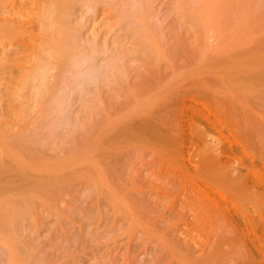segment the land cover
Wrapping results in <instances>:
<instances>
[{
	"label": "bare ground",
	"instance_id": "bare-ground-1",
	"mask_svg": "<svg viewBox=\"0 0 264 264\" xmlns=\"http://www.w3.org/2000/svg\"><path fill=\"white\" fill-rule=\"evenodd\" d=\"M4 1L0 0V40L3 41L8 38L7 35L9 36L10 33L12 35L17 29L16 27L21 25V20L17 17L16 12L18 0L16 2L12 0L13 3L15 2L14 4L7 0L13 6L11 3L2 5ZM153 1L37 0L35 2L36 8L34 6V9L39 31L31 44L30 55L26 56L29 58L27 61L25 60L22 67L20 66L18 87L13 90L11 98L8 97L10 101L7 104H10L9 109L10 107L11 109L8 110L7 117L0 120V264H48L49 259L45 254L33 255L30 260L25 259L29 250L27 240L23 237V231L29 228H31V232L36 230L39 206L45 207L47 200L60 198L61 196L58 195L65 191L70 182L78 176L85 177L91 188L96 191L100 189L98 192L101 194L103 190L101 187L106 183V174L112 165V160L125 153L124 151L131 144L129 140L136 139L135 141L139 143L138 139H140L142 140L140 141L141 145H145L148 141L150 145L161 142L159 144L168 147L167 149L181 141V137L177 139L170 134V124L168 123L166 126V123L164 124V121L160 120L162 118L160 110L175 99L187 95L188 91L199 93V88L196 87L197 90H193L195 89L193 84L200 86L201 82H208L207 87L212 86L213 88L210 83L214 79L212 83L215 81L214 87L216 88L213 90L217 89L216 92L219 90L220 94L226 93L224 96L221 94V98L217 94V97L222 102H224L222 98L226 95L228 97V101H226L227 98L225 99V103L228 102L225 108L228 107L227 104L231 103L232 106L234 105L232 103L237 101L236 105L243 104L245 111L248 107L247 117H251V114L248 115L251 113L248 106L250 102L247 100L244 101L245 103L240 102L239 99H236V94L242 98L239 93L242 92L244 98L259 99L264 102V0H169L172 2L170 4L173 8L172 12L175 13L177 10L174 19L185 30L190 28L188 38L190 36L189 40L191 39L189 41L186 38L187 35L186 37L183 35L187 40L183 41V39V42H180L173 36L177 41L172 42L174 40L172 38L170 43L163 35V25L157 17ZM100 4L105 6L106 10L108 7L120 28L126 29L125 35L131 39V43L128 39V44L125 43L126 41L121 44L118 43L119 40H114L117 43L115 42V46L112 43L114 48H111L106 44L107 39H104L102 43L97 38L96 32L88 31L90 27L85 20L87 13L97 14L96 11ZM77 6L84 7V10L77 13ZM104 10L101 12L106 11ZM94 16L96 15L94 14ZM96 17L95 19H97ZM179 35L182 36V34ZM179 35L177 36L179 37ZM126 36L124 37L126 38ZM10 40L12 39L4 41L6 42L4 46L3 41H0V46H2L0 48V80L4 79L2 78L4 73L7 71L10 73V70L14 69H11L10 66L13 64H10V61L13 60L9 59V61L7 57L11 49L17 51L14 48L18 45L14 44L15 41ZM181 56H185L186 59L183 64H177V60ZM197 56L199 62L195 60ZM194 60L198 64L191 65L189 61ZM130 61L136 62V68L130 65L131 63L129 64ZM162 61L169 65L171 72L163 71L161 73ZM186 62L187 64H184ZM131 72L134 74L131 75ZM209 72L214 74L213 77L211 76L212 80L210 75L205 78V73ZM100 79L103 80V84L109 83L110 89L116 91L115 96V92L110 90L114 93V96L110 97L111 99L115 97L116 101V97L117 100L118 97H122L121 104L115 105L113 108L111 105L107 108L97 107L95 110L93 106H100L101 102L97 103L98 105L93 102L89 106L84 105V116L78 112L74 113V102L82 95L89 93L91 91L90 84H97ZM192 85L194 88H191ZM189 86L190 90L187 88ZM96 88L97 91H93V93L95 92L93 96L100 100L99 89L103 90V88L99 86ZM202 90L200 89V92ZM2 91L0 88V99ZM227 93L235 95L234 98H236L230 96L232 98L230 100ZM111 99L107 101L110 103ZM102 101L105 100L102 99ZM115 101L114 103H116ZM111 102L113 103V100ZM230 105L227 109L233 110ZM254 105L256 112L260 107L255 102ZM230 109L225 111L221 109L222 113L224 112L222 116L228 122H234L232 121L234 116V118L232 116L229 118L230 113L233 115ZM99 112L101 114L97 116ZM235 112L234 115H236ZM261 112L264 111L261 109L259 114H262ZM241 113L245 116L244 111ZM258 115H255L256 120L262 119V116L264 118V114L260 115L261 117ZM247 117L245 116L244 119ZM240 118L239 121H243V117ZM249 119L251 118L241 122L243 127L246 121L250 123L254 118ZM255 119L254 122L252 121L254 125L258 123ZM262 121L264 120L262 119L258 123L259 125L257 124L259 127L264 123ZM252 123L249 126L246 123V128L243 129L247 130V126L252 127ZM241 124H239V128ZM34 125H38L35 126V131L28 132ZM258 126H253L252 129L255 130ZM43 127L45 130L42 131ZM65 127L67 134L63 135L62 128ZM252 129L245 132L241 127L239 133L242 132L238 135H243L242 133L245 132L243 138H247V133L248 137L250 132L254 133ZM56 137H59L60 143L53 142ZM238 137L240 138V136ZM127 141L130 143L128 146ZM143 141L144 144H142ZM131 142L133 141L131 140ZM151 142L153 143L151 144ZM155 145L158 144L155 143ZM51 147L56 152H49ZM212 151L204 158L202 167L207 169L208 175L213 181L221 185L228 193H232V196H222V198L228 206L237 203L239 213L243 214L241 216L245 221L241 222L240 216L234 218V215H229L228 226L235 234L241 235V237L240 235L236 237L244 239L242 241L252 240L250 232L255 227L253 222L258 221L259 218L254 220L255 214L253 216L249 213L253 209L250 210L249 207H252L254 203H251L253 205L249 207L246 206L247 201L251 200L250 196L249 200H245L248 199L246 198L248 195H245L248 194L245 192L249 189L248 184L246 180H240L239 176H231L228 171L226 172V168L219 166L217 160L220 158H217ZM242 189L245 192L243 194ZM106 190L104 189L102 192L106 193ZM236 191H239L237 195ZM240 192L243 196H240ZM111 194L113 196H93L95 212L101 215H98L96 220L98 217H102L103 219L99 218V220L103 221L105 214L110 213L114 218H117L118 222L119 219H127L129 212L134 220L141 218L144 209L134 201L133 196L118 194L115 196L112 191L109 195ZM237 200H241L242 203L239 201L238 203ZM242 204H245L246 207H244L250 211L244 210L245 208L241 207ZM247 205H250V202ZM232 207L238 212L235 206ZM209 208L211 207L198 204L196 208L188 210L187 213V210L184 212L188 219H192L195 225H199L202 222L204 211H208ZM118 211L124 213H118ZM252 212L254 213V211ZM259 216L261 220L264 219V212L259 213ZM250 218H253V222ZM248 220L250 221L248 222ZM124 223H128V220ZM145 229L147 230V228ZM167 234L162 236L167 244L162 242L161 236H159L161 241L157 239L159 244L160 242L163 244L160 246L166 245L165 247H167L169 243ZM221 235L220 232V238L215 236V238L218 237L216 240L214 239L215 242H212V238H210L207 246L201 245L200 247L203 250L199 257L205 256L203 259L207 258V260L210 258L211 261L208 260V262L210 261L208 264H213V260L215 261L217 258H214L216 252L213 254L214 256L211 253L221 247L219 242L224 240L221 239ZM187 247H189L188 244ZM181 248H185V245L183 247L181 245ZM172 251L174 250L172 249ZM194 253L196 250H192V254ZM181 257L183 256L181 255ZM199 257L197 258L199 259ZM201 257L200 262L203 261ZM176 259L179 261V256ZM207 260L203 261L204 264H207ZM181 263L184 264V262ZM185 263L187 264V262ZM254 263L252 261L250 263L235 261L234 264Z\"/></svg>",
	"mask_w": 264,
	"mask_h": 264
},
{
	"label": "rangeland",
	"instance_id": "rangeland-1",
	"mask_svg": "<svg viewBox=\"0 0 264 264\" xmlns=\"http://www.w3.org/2000/svg\"><path fill=\"white\" fill-rule=\"evenodd\" d=\"M10 1L13 3L12 0ZM10 1L5 0L2 5H8V3H11ZM14 1L16 2L17 0ZM36 1H17L18 6L15 4L16 12L17 17L22 22H20L22 26L19 24L20 27H16L17 29H15V32L13 31L14 33L12 35L8 33V38L3 36L7 38L6 40L9 38L12 39L15 41L14 44L17 43L18 46L15 45L16 48H14L17 51H12L11 49L8 53L9 56H6L8 60H13H9L11 62L10 64L13 63L12 65L14 67L10 65L11 69L14 68L13 71L10 70V73L9 71L4 73L2 75L4 79L0 80V88L3 90L0 99V120L6 118L8 115L7 112L11 109V107L9 109L10 104H7L10 101L8 97L11 98L14 92L13 90L18 87V72L29 58L26 56L31 52V44L34 42V39H36L35 36L39 31L34 9V6L36 8ZM171 3L172 2L169 0L153 1L157 17L163 25V35L169 43L173 39L172 42H176L177 40L180 42L186 41L187 39H185L184 36L186 37L187 35L186 38H188V30H190V28L185 30V28L174 19L177 10H175V13L174 11L172 12L173 8L170 5ZM98 6L99 9L96 11L97 14L94 13L97 17L94 16L92 12L87 13L85 20L90 27L88 31L92 30V32H96L95 34L98 35L97 38L100 39L102 43L104 39H107V41L105 40L106 44L111 48H114L115 42L117 43V41L114 42V40H119L118 43H123L125 41L126 44L129 42L131 43V39L125 35L126 29L120 28L118 23H116V18L112 16L108 7L107 11L106 7L102 4ZM82 9L84 10V7L77 6V13L81 12ZM101 10L105 12H101ZM109 13L111 16H109ZM95 17L97 19H95ZM179 34H182V36ZM177 35H179V37ZM124 36H126V38ZM173 36L177 38L176 41V38H173ZM127 39L129 42H127ZM4 41L2 42L3 46L7 42ZM1 47L2 46H0V48ZM200 48L197 49L200 50ZM195 58V60H197L198 56ZM185 59V56H181L178 58L177 64H183ZM195 60L189 61L191 65L198 64V60ZM129 64L136 68L135 61H130ZM161 64V73H163V71L165 73L166 71L171 72L169 65L164 63V61H162ZM184 64H187V62ZM139 68L141 69L140 66ZM51 71L54 72V70ZM133 72H131V75L137 71ZM205 75L206 77H204L207 78L209 75L213 77L214 74L209 72L205 73ZM202 81H204V79ZM212 81L210 85L212 84L213 88L212 86L207 87L209 85L208 82H201L200 86L198 84L199 87L197 84H193L195 87L193 90L199 88V93L188 91L189 93L187 95L185 94L184 97L175 99L172 103L168 104V106L164 107V109H161L162 111L160 110V117L162 118L159 119L162 120V122L164 121L166 126H168V123L170 124V134L177 139L181 137V141L172 146L173 148L170 147L167 149L168 147L166 148L163 144H159L161 142L158 143L155 141L154 142L158 145H155L153 142H151V144H153L150 145L149 141L148 143L146 142L147 144L141 145L140 141L142 140L138 139V143L135 141L136 139H131L133 142L129 140L130 144L127 141L126 144L127 146L130 144V147H127V150L124 151L125 153L118 155L116 159L112 160V165H110L106 174V183L103 184L104 188H102V185L101 190L107 189L109 193L112 191L115 196H117V194L120 196H133L134 201L140 204L144 209V213L140 219L134 220L131 212H129L127 219H119L117 222V218H114V216L108 213L105 214V217L103 216L105 218V220H103L104 222L101 221L103 219L102 217H98V220L99 218L101 219L99 220L100 223L102 222L100 225L96 218L98 215H101L95 212V200H92L93 196H113V194L109 195L107 190V194L104 193L105 191L102 192L103 190L100 194V192H98L100 189L98 191L94 190L85 177L78 176L70 182V185L65 191H63L64 189L62 190L63 192L58 195L61 196L60 198L56 200L52 199L51 201L47 200L45 207L39 206L40 210L36 223V230L31 232L32 230L29 228L23 231V237L27 240L26 243L29 250V254H27L25 259L30 260L33 255L45 254L49 259L47 262L48 264H182L181 262H184V264H186L185 262H187V264H204L203 261L207 260V258L203 259L205 256L203 258L200 256L203 260L202 262L199 260V254H201L200 252L203 250L200 248L201 245L207 246L210 238H212V242H215L218 238H215V236H219L221 232L225 238H222L221 235V239H224L220 240L223 242H219V246L221 247H219L218 250L216 249L217 251L215 250L211 253L212 256H214L213 254L216 252L214 258L217 257L215 261L213 260V264H231L232 262V264H234L235 261H243L246 263L252 261L255 262L254 264H264V219H262V221L259 216V213L264 212V123H262L263 125L261 124L260 127L258 126V123H260L262 119L264 120V118L262 116V119L259 118L260 120L257 117L258 120L255 119V115L259 114V110L262 109L264 111V102L259 99L244 98V93L239 92L243 100L237 94V98H235L239 99L240 102H244L245 100L250 102L248 106L251 113L248 115L251 114V117H247L246 115L248 113V107L245 111L243 104L240 105L241 103H238L239 106L237 107V101L234 102L233 100L234 103L232 104L236 106H231V103L229 104L230 107L233 108V110L229 108L232 110L230 112H232L233 115H231V113L230 115L227 113V115H229V118L230 116H234L236 120H234L235 118L233 117L234 119H232V121L234 122H228L227 119L222 116V114H224L222 110H229L227 109L229 107L228 104V107L225 108L226 103H228H225V99L227 98L226 101H228V97H226V95L222 98L224 99V102H222L219 98H221V94L224 96L226 93L220 94L219 90L218 92H216L217 89L216 91L213 90L216 87H214L215 81L213 83ZM216 82H218V80H216ZM193 85L191 88H194ZM96 86L103 88V90H100L101 88L99 89L101 92L100 100L93 96L97 91ZM109 86H111L109 83L103 84L102 79H100L97 84L91 83V91L82 95L80 99L74 102L73 112L81 113V115L84 116V105L89 106L93 104V102L96 105L101 102L99 103L100 106H93L95 110L97 107L107 108L111 105L113 108L115 105H120L122 97H118L119 101L117 97L116 101L114 100L115 97L111 99L114 96L112 92H115V96L117 93L115 90H111ZM205 87L208 89H204ZM108 88L109 90H106ZM187 88L190 90V86ZM200 89H203L202 92H200ZM25 90L27 91V89ZM93 91L95 92L93 93ZM227 94H229L230 100H232L230 96L233 98L235 96L230 95V93ZM108 98H110L111 101L113 100V103L111 101L109 103L108 101L110 99L108 100ZM102 99L106 102L102 101ZM114 101L116 103H114ZM254 102L260 107L257 108L259 110H256V112L254 111L256 108ZM243 111L244 115L247 117L245 118L246 120L248 118H251L249 120L254 118L256 122L258 121L255 125L252 123L254 119L250 122L254 127L258 126V128L254 130L252 129L253 126L248 127L250 123L246 121V123H248H245L248 125L247 130L243 129L246 128L245 124L244 127L242 126L243 124H241V122L243 123V121H245V116L241 113ZM234 112L236 115H234ZM261 113L264 114V112ZM31 114H33V112H31ZM99 114L101 113L99 112L97 116H100ZM238 114L241 115L239 116ZM240 117H243V121H239V119H241ZM239 124H241L242 130L245 132H247L248 129H252L254 131V133L250 132L252 136H250L251 134L249 133L248 137L247 133V138H243L245 132L242 133L243 135H238L241 129V127L239 128ZM35 126L38 125H34L28 132H34ZM161 127L166 128L165 126ZM62 129L64 130L63 135L67 134L66 127ZM43 130H45V127L42 128V131ZM237 135L240 136V138ZM144 141L142 144H144ZM53 142L56 144L58 142L60 143L61 140L59 137H56L53 139ZM211 151L216 154L217 158L221 159L217 160L220 164L219 166H223L224 169L226 168V172L228 171L231 176H239L240 180H246L248 184L249 189L248 191L245 190L248 194L245 195H248L246 198L250 196L249 198L251 200L247 201L249 198L245 199L248 203H243H246L248 207L253 205L251 203H254L252 207H249L250 210L253 209L249 212L250 210L245 208V204H242L241 207H243V209L245 208L244 210H248L252 215L255 214V216L253 215L254 217L252 216L254 220L255 218L260 219L253 222V218H250L253 222V226L255 224L256 227L252 229V233L250 232V235L252 234L251 241L249 239L245 240V242L242 241L244 239H239L241 235L235 234L228 226L231 215H234V218L240 216L241 222L244 223L245 221L242 217L243 214L239 213L237 203V207L235 204H230V206H228L222 198V196H232V193H228L221 185L213 181L208 175L207 169L202 167L204 158L207 154H210ZM49 152L56 151L51 147ZM241 192L242 194L245 193L243 189ZM237 193H239V191H236L235 194L237 195ZM242 194L240 196H243ZM242 200L244 201V199ZM238 201L239 200H237V202ZM239 202L242 203L241 200ZM249 202L250 205H247ZM180 203H183V206ZM198 204H204L211 208H209L208 211H204L202 222L199 225H195L192 219L186 217V213L188 210L196 208ZM231 205L235 206L238 212H236V209H233L234 207ZM184 211H186V213ZM252 211H254V213ZM241 212L243 213V210ZM118 213L124 212L118 211ZM234 218H232V220H235ZM126 220H128V223H124ZM249 221L250 220H248V222ZM83 228L84 231H82ZM145 228H147V230ZM164 234H167V238L169 237V243L167 247H165L166 245L164 246L165 248L162 246V242H165L164 237L162 238ZM156 235H158V237L161 236L163 241L160 242V244H162V247L158 243L160 237L158 238ZM238 235H240L239 238L236 237ZM182 237L183 240L185 239V242H183ZM186 243L189 247H187ZM164 244L167 243L165 242ZM183 244L185 248L182 249L181 245L183 247ZM172 249L174 251H172ZM192 250H196V253L192 254ZM181 255L183 257H181ZM178 256L180 263L176 259ZM196 256L199 257V259ZM208 260L211 261L210 258H208ZM208 260L207 264L210 262H208Z\"/></svg>",
	"mask_w": 264,
	"mask_h": 264
}]
</instances>
